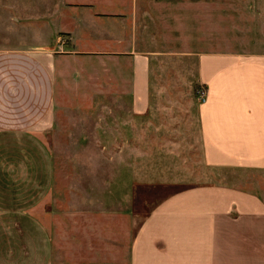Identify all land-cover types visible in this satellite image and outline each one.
Masks as SVG:
<instances>
[{"label": "crops", "instance_id": "1", "mask_svg": "<svg viewBox=\"0 0 264 264\" xmlns=\"http://www.w3.org/2000/svg\"><path fill=\"white\" fill-rule=\"evenodd\" d=\"M49 3L44 15L36 17L45 27L57 28L47 32V37L0 39V264H53L54 251L58 264H65L67 253L75 263L83 262L85 256L79 254H84V249L77 243L67 245V237H75L74 232L58 227L54 238L51 222L56 212L60 221L59 207L62 216L66 201L61 185L67 180L61 162L65 166L66 158L55 159L47 141L57 133V111L66 94L67 79L81 77L82 62L88 63L91 73L108 79L94 84L101 107L108 113L114 112L115 106L126 108L121 116L114 114L122 123V138L142 139L146 134L160 138L172 132L183 139L178 144L181 154L195 157L185 164L195 163V154H199L203 170L213 177L179 188L152 210L128 249L129 264H264V193L243 184L255 182L264 188L259 185L264 179L251 176L264 174V51H163L134 46L114 51L103 46L109 35L104 26H110L106 19L111 13L102 12L93 14L101 23L94 35L88 33L90 49L86 52L97 60L96 67H91L88 61L72 57L81 52L74 47L71 22L77 18L75 11L82 9L67 10L66 0ZM68 4L86 5L79 0ZM167 7L162 4L158 8L161 17ZM1 9L13 8L3 5ZM6 12L10 20H18L12 11ZM115 42L128 45L123 38ZM105 57L111 59L109 64L103 61ZM71 58L76 63L67 72ZM152 58L159 59L160 66L167 58L195 59L197 72L189 83L185 65L174 67L179 82L162 81L159 71L156 86H152ZM126 70L130 76L132 71L129 83L122 78ZM115 78L121 86L115 87ZM200 88L206 90L204 102L197 94ZM93 129L96 135L88 138L97 137V127ZM135 149L136 163L122 157L121 178L114 177L113 149L69 151L70 155L88 156L84 158L87 166L99 161L91 156L100 155L99 162L111 172L105 174L104 182H129L128 174L132 179L142 176L146 182V164L141 166L145 151L141 147L132 151ZM64 151L62 155L68 152L66 147ZM127 154L131 155L129 149ZM71 161L77 171L73 158ZM151 165L148 169H156ZM135 170L140 173L133 174ZM75 181L74 176L70 182ZM103 247L112 249L109 244Z\"/></svg>", "mask_w": 264, "mask_h": 264}, {"label": "rangeland", "instance_id": "2", "mask_svg": "<svg viewBox=\"0 0 264 264\" xmlns=\"http://www.w3.org/2000/svg\"><path fill=\"white\" fill-rule=\"evenodd\" d=\"M79 1L86 5L69 6L70 0H66L67 10L82 9L75 11L77 18L71 22L74 24L76 37L74 47L81 52H76L77 54L72 57L88 61L91 67H96L97 60L93 54L86 52L90 49L88 33L95 34L94 31L101 22L100 19L96 20L93 14L102 12L111 13L106 19L110 26H104L106 31L108 29L109 35L103 46H108V49L114 51L131 49L133 46L138 50L163 51L200 50L201 48L242 53L264 51V0ZM162 4L170 7L165 8L164 15L161 17L158 8ZM3 5H12L13 9H1ZM47 5H50L49 0H0V39L9 42L15 37H20L19 40L22 41L33 40L39 34L47 37V32L57 28L45 27V22L36 19L44 15L45 8L49 9ZM6 11H12L13 15H17L18 20H10ZM99 18L102 19V16ZM90 28L92 30L89 32ZM116 38H123L128 45H117ZM62 60L63 57L60 61ZM103 61L109 64L111 59L108 60L105 57ZM75 63L74 59H69L66 63V71L72 70ZM159 63V59L152 58V86H156L159 71L162 81L179 82L180 77H177L178 72L174 70V67L183 68L185 65L188 67L186 76L189 83L194 79L192 75L197 72L195 59L167 58L161 66ZM81 64L83 66L81 77L71 81L69 77L67 79L66 94L57 111V133L55 131L47 138L55 159H59V156L66 158L65 166L64 161L60 160L65 168L63 171L67 179L61 184L66 191V201L62 216V206L59 207L60 221L56 212L51 222L54 226V238L56 239L58 227L64 226L67 231H71L72 234L74 232L75 237L73 235L67 237V245L73 246L77 243L84 249L85 253L79 254L85 256L82 264H129L128 249L132 245L137 229L152 210L179 188L195 185L213 177L210 175L208 177L203 170L199 154H195V163L185 164L186 160H192L195 157L189 156V158L188 155L181 154L182 149H179L178 144L183 139L177 138L172 132L163 133L160 138H149L148 134L142 139L122 138V123L116 121L118 120L116 116L126 113V108L115 106L111 108L114 112H106L98 102L101 100L96 101L98 91L95 90L94 84L95 82L107 83L108 79L100 76V73H91L88 63ZM60 68L62 69V63ZM114 75L121 78L116 70ZM123 77L125 82L129 83L132 71L131 76L128 70L124 71ZM117 78L114 80L115 87L122 85ZM109 93L113 92L109 91ZM105 117L109 119L106 121ZM113 121H115L114 124L111 123ZM95 127L98 131L97 137L88 138L89 135H96L93 129ZM65 147L68 152L62 155ZM81 147L113 149L115 178H121L122 157L127 156L136 163L137 151L132 150L141 147L145 151V160L141 166L144 167V163L146 164L147 169L143 172L146 182H142V176L132 179L129 174L128 179L126 178L129 182H104L105 174L108 172L110 175L111 172L109 169H104V163L99 162L100 155L91 156L94 159L97 157L99 161H93L90 166L84 164V158L88 156L70 155L69 148L74 151ZM123 148L126 149L125 152H122ZM128 149L131 155L127 154ZM71 158L77 171L74 170L75 166H72ZM94 163H96L95 167H93ZM151 164H155L156 169H148L154 166ZM139 173L137 170L133 171L135 175ZM74 176L76 181L70 182ZM251 176L260 181L264 179V174L260 172ZM133 180L135 182H132ZM174 180L176 182H173ZM243 184L247 188L256 187L257 191L264 193V188L259 187L255 182ZM259 185L263 186L264 182ZM105 244H109L112 249L105 251L103 247ZM91 245H96L97 249L92 248ZM54 253L53 264H58V254L55 251ZM106 254H108V260ZM69 257L71 259H68ZM72 257L67 253L65 264H80L78 261L75 263Z\"/></svg>", "mask_w": 264, "mask_h": 264}, {"label": "built area", "instance_id": "3", "mask_svg": "<svg viewBox=\"0 0 264 264\" xmlns=\"http://www.w3.org/2000/svg\"><path fill=\"white\" fill-rule=\"evenodd\" d=\"M197 94H198V97L200 99L201 102H204L205 99H206V90L203 89V88H200L198 91H197Z\"/></svg>", "mask_w": 264, "mask_h": 264}]
</instances>
